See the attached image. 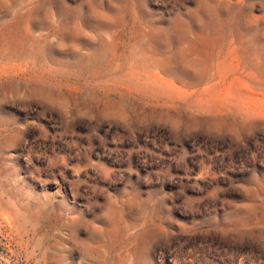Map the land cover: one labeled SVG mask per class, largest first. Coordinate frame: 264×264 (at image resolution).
<instances>
[{"label": "rangeland", "instance_id": "obj_1", "mask_svg": "<svg viewBox=\"0 0 264 264\" xmlns=\"http://www.w3.org/2000/svg\"><path fill=\"white\" fill-rule=\"evenodd\" d=\"M0 264H264V0H0Z\"/></svg>", "mask_w": 264, "mask_h": 264}]
</instances>
